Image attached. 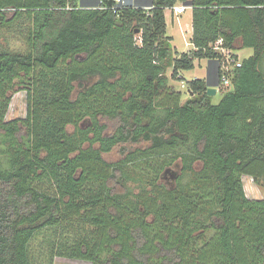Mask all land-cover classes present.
<instances>
[{
  "label": "trees",
  "instance_id": "obj_1",
  "mask_svg": "<svg viewBox=\"0 0 264 264\" xmlns=\"http://www.w3.org/2000/svg\"><path fill=\"white\" fill-rule=\"evenodd\" d=\"M179 1L193 5L186 52L167 35ZM13 27L26 52L3 43ZM220 38L236 59L254 52L218 103L206 78L187 81L183 99L168 69L221 63ZM18 91L26 114L8 118ZM104 118L118 121L111 134ZM244 175L264 180V0H0V264H264V196L247 195Z\"/></svg>",
  "mask_w": 264,
  "mask_h": 264
},
{
  "label": "rangeland",
  "instance_id": "obj_2",
  "mask_svg": "<svg viewBox=\"0 0 264 264\" xmlns=\"http://www.w3.org/2000/svg\"><path fill=\"white\" fill-rule=\"evenodd\" d=\"M180 1L176 3V5H180ZM167 13V34L172 36L173 40L171 44L173 48H175L178 52H186L192 48L191 45V37H192V21H191V10L190 7H187L185 11L179 16V20L175 18L172 20V14L170 9H166ZM26 30H22L21 27H13L12 30L7 31L2 38L3 43L13 49L15 51H23L26 52L28 50V43L25 39ZM139 35V34H137ZM254 49L252 47H245L238 50H235V54L238 55V59H243L245 57L253 54ZM234 52L230 49H226L223 52V59L225 64L229 67L233 68L234 63L231 61L233 59ZM201 60V59H200ZM195 61V67L190 70H181L180 74L182 78L172 77V69L169 68L167 71L168 76L170 77V83L175 86L176 89L183 91V99L188 98L189 93L187 92V81L192 80L194 78H206L207 74V60L202 59ZM96 80L95 77H91L85 79L82 84L79 82H75V89L73 96H77L79 91L82 89L83 84H89ZM20 88L18 84H16L15 89ZM230 88V86L218 85L216 87L217 92L213 95V102L218 103L223 93L226 89ZM231 89V88H230ZM26 95L24 91H18L13 95L10 109L8 111V118L25 116L26 114ZM103 124L106 125V132L110 133L114 131L116 126L118 125V121L115 119H102ZM73 126L69 127V130L72 131ZM147 145L146 141H141L139 143H122L115 146L110 152L104 154V158L110 162L118 161L122 158L123 152L131 149L144 147ZM244 186L247 195L250 198H260L264 196V180L260 183H255L251 176L244 175L243 176ZM131 185L138 189V185L136 183H131ZM33 252L36 255L42 256V259H45L48 256L49 250L48 245L43 241V237L40 236L33 243ZM54 264H93L91 261L84 259H76V258H67V257H56Z\"/></svg>",
  "mask_w": 264,
  "mask_h": 264
},
{
  "label": "crops",
  "instance_id": "obj_3",
  "mask_svg": "<svg viewBox=\"0 0 264 264\" xmlns=\"http://www.w3.org/2000/svg\"><path fill=\"white\" fill-rule=\"evenodd\" d=\"M99 1L100 0H79V4H80V6L88 7V8L89 7H96V6L99 5ZM126 1H127V3L129 5L145 7V8H148V7H150L152 5V0H126ZM190 10H191V21H192V18H193V7H190ZM182 13L177 14L176 12L171 10L172 20H175V18L179 20V16ZM165 16H166V22H167L166 9H165ZM167 25H168V23H167ZM192 33H193V27H192ZM191 45H192V43H191ZM192 48H193V45H192ZM203 59L207 60V74H206V78L208 77L212 83H215L217 81V79H218V74H219V62L217 60H210V59H206V58H203ZM179 77H182V75L180 73H179Z\"/></svg>",
  "mask_w": 264,
  "mask_h": 264
},
{
  "label": "built area",
  "instance_id": "obj_4",
  "mask_svg": "<svg viewBox=\"0 0 264 264\" xmlns=\"http://www.w3.org/2000/svg\"><path fill=\"white\" fill-rule=\"evenodd\" d=\"M115 1H116V6H117V7H120V6L122 7V6H125V5H129V4L127 3L126 0H115ZM187 2H188V1H182V2L180 3V5H174V6H172V7H168V8H166V9L173 10L174 12H176L177 14H179V13H182V12L188 7V6H186V3H187ZM100 3H102V0L99 1V4H100ZM136 7H138V6H136ZM150 7H151V6H150ZM150 7H148V8H150ZM137 39H138L139 42H141V37H140V35H137ZM190 43H191V42H190ZM222 43H223V39L220 38V39H218L216 42H214V43L212 44V46H213L214 49L220 51V52L223 54V52H224L227 48L222 47V46H221ZM230 51H231V50H230ZM232 57H233V59H231V61L234 63L233 68H234L235 66H240V65H241V60L236 59L234 55H233ZM218 62H219V61H218ZM233 68H231V67H229L227 64H225L224 60H222L221 63L219 62V76H220L221 79H222V83H223V85H225V86H229V85L231 84V73H232V69H233Z\"/></svg>",
  "mask_w": 264,
  "mask_h": 264
},
{
  "label": "water",
  "instance_id": "obj_5",
  "mask_svg": "<svg viewBox=\"0 0 264 264\" xmlns=\"http://www.w3.org/2000/svg\"><path fill=\"white\" fill-rule=\"evenodd\" d=\"M186 6H188V7H192V6H193V5H192V2L188 1V2L186 3ZM137 32H138V31H137ZM206 81H207V84H208V93H209L210 95H214V94H216V92H217L216 87H217V86L219 85V83H220V81H219V74H218V79H217V81H216L215 83H212L208 77L206 78Z\"/></svg>",
  "mask_w": 264,
  "mask_h": 264
},
{
  "label": "flooded vegetation",
  "instance_id": "obj_6",
  "mask_svg": "<svg viewBox=\"0 0 264 264\" xmlns=\"http://www.w3.org/2000/svg\"><path fill=\"white\" fill-rule=\"evenodd\" d=\"M101 123H103L102 120H101ZM114 130H115V129H114ZM112 132H113V131H112ZM112 132L108 133V132H106V129H105V133H106V134H111ZM120 144H121V143H120ZM118 145H119V144H118ZM116 146H117V145H116ZM107 153H108V152H107ZM105 154H106V153H105Z\"/></svg>",
  "mask_w": 264,
  "mask_h": 264
}]
</instances>
